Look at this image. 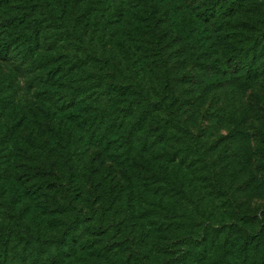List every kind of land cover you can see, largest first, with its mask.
I'll return each mask as SVG.
<instances>
[{
    "label": "rangeland",
    "instance_id": "rangeland-1",
    "mask_svg": "<svg viewBox=\"0 0 264 264\" xmlns=\"http://www.w3.org/2000/svg\"><path fill=\"white\" fill-rule=\"evenodd\" d=\"M151 3L0 0V225L64 238L14 233L7 264H264V0ZM63 84L97 106L81 122L41 93ZM164 84L202 157L144 110Z\"/></svg>",
    "mask_w": 264,
    "mask_h": 264
},
{
    "label": "trees",
    "instance_id": "trees-1",
    "mask_svg": "<svg viewBox=\"0 0 264 264\" xmlns=\"http://www.w3.org/2000/svg\"><path fill=\"white\" fill-rule=\"evenodd\" d=\"M219 0H209V8H214L216 3ZM146 2L148 4H152L151 0H146ZM30 42H32V40L37 41L38 40V34L36 33H31L30 36ZM8 44H2L0 47V54L2 56H7V53L9 51V47L7 46ZM30 46L32 47L33 44L30 43ZM157 49H159L160 53L161 50L159 47H157ZM33 51V49H32ZM35 51V49H34ZM33 51V53H34ZM257 50L255 49V52ZM251 52V50H247L246 53ZM33 53H32V58H33ZM34 59V58H33ZM246 59L248 60V57L246 56ZM38 60V59H36ZM34 59V63L36 64L37 61ZM256 63H255V59L254 61L251 63L248 61V65L246 66L245 70L248 73V77L251 76V72L252 69L256 68ZM259 69V67H257V70ZM166 66H165V69ZM259 73V71H257ZM250 75V76H249ZM112 79L110 78L109 81H111ZM65 85L64 89L62 90H58L59 93L58 94H54L53 92H48V91H43L41 92L42 94H47L49 99H54V101L56 102L57 108L58 110L56 111L57 114L61 117V118H69L71 120H73L74 122H81V118H84L86 116V114L88 113V109H92L94 110L95 108H97V106L94 105V103H90V104H83L85 99H87L90 95V93L87 94L86 91H81L83 93H85V96L87 95L88 97H84V95L78 90H76L72 85L70 84H63ZM111 86H115L118 90V94L126 96L128 93L134 94V93H139V92H133L132 90H128V86L126 84L120 83L119 81H116L115 83H110ZM144 90V89H143ZM141 96L140 98H142L143 101V105H144V110H146V112H155L157 110H163L166 112V114L169 116L168 121L173 120L175 122V125L184 133H187L188 135H190L191 137V145L194 147L195 152L198 153V155L200 157H202V151L201 148L199 147V139L197 138V136L194 135V133L190 130V128L185 124V122L183 121V119H181V117L178 114V103H177V96L176 94L173 92V89L169 86H167L166 84H164L163 88H162V92L160 93V99L156 100V101H152L147 93L142 92L141 90ZM82 124V123H79ZM85 130L87 132H92V134H94L96 132V130L98 128H100L99 125H96L95 123V127L93 126V124L90 122H85ZM99 134H95V137H99L97 138V140L102 141L105 139L106 136V132L105 130L103 131L102 129L99 130ZM96 139V138H95ZM94 139V140H95ZM67 164V168H68V176L66 179V183H68L67 188L68 190H74V180L72 178L73 175V164L72 161H70L69 159H67L66 161ZM212 184L213 187L218 190V191H222L220 185L218 184L217 181H215L214 179L212 180ZM69 208L73 209V210H77L78 209V204L75 200L70 199L69 203H68ZM80 211V209H78V212ZM14 233H22L25 234L27 239H36L37 242L39 243H55V244H60L62 242V240L64 238H60V237H50V238H46V239H41L40 236H35L34 234H31L28 230L27 227L25 226V224L21 221H16L12 224H6V225H0V264H7V260H8V246L10 243V238Z\"/></svg>",
    "mask_w": 264,
    "mask_h": 264
}]
</instances>
